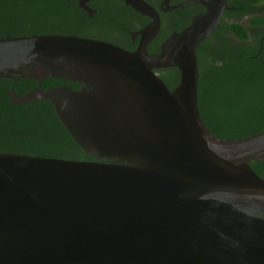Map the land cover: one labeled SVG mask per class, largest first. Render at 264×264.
Wrapping results in <instances>:
<instances>
[{"label": "water", "instance_id": "obj_1", "mask_svg": "<svg viewBox=\"0 0 264 264\" xmlns=\"http://www.w3.org/2000/svg\"><path fill=\"white\" fill-rule=\"evenodd\" d=\"M79 6L91 17L88 3ZM151 19L136 51L68 34L0 38V78L37 81L15 104L49 101L93 161L0 153V264H264V131L224 140L198 105V49L228 0L201 4L156 54L161 29L144 0H123ZM177 68L170 90L156 71ZM46 78L79 85L42 90Z\"/></svg>", "mask_w": 264, "mask_h": 264}, {"label": "trees", "instance_id": "obj_2", "mask_svg": "<svg viewBox=\"0 0 264 264\" xmlns=\"http://www.w3.org/2000/svg\"><path fill=\"white\" fill-rule=\"evenodd\" d=\"M262 1L228 0L233 9L225 12L220 26L197 51L201 117L208 130L224 140L264 131V15L251 17L249 28L229 22L242 10L243 16L254 14L250 9ZM88 6L97 10L91 17L78 0H0V38L68 34L111 42L131 11L123 0H92ZM162 20L157 38L162 43L191 22L181 20L178 11L163 12ZM156 72L170 90L178 85L177 68ZM36 84L29 78L16 82L0 78V153L93 161L67 131L51 102L15 104L8 97L11 88L24 95ZM61 85L79 89L78 84L57 78H46L41 88ZM250 166L264 179V162Z\"/></svg>", "mask_w": 264, "mask_h": 264}, {"label": "flooded vegetation", "instance_id": "obj_3", "mask_svg": "<svg viewBox=\"0 0 264 264\" xmlns=\"http://www.w3.org/2000/svg\"><path fill=\"white\" fill-rule=\"evenodd\" d=\"M144 1H146L147 3L152 5L159 12V15L161 18V29H160V32L158 33L157 37L148 46L149 54H156L160 51L162 42L157 41V38L161 35L162 30H163V20H162V13L163 12L178 11L179 12V18H181V20H183V21H187L188 19L192 20V18L194 16L202 13L205 10L204 7L198 3L188 5L182 9L165 10L167 8V6L165 4L166 0H144ZM186 1H188V0H170L169 5L175 6L177 4H181V3L186 2ZM129 8L131 11L129 12L128 17L126 18L125 24H123L121 26V30L118 33V37H116V38L112 37V39L110 38L109 41H111L110 43H113V44L118 45V46H120V47H122L128 51L133 52V51H136L138 46H139V42H140L139 32L151 23V19L146 17V16H143L142 14H140L138 12H136L131 7H129ZM253 8H255V9L249 8L250 11L257 12L259 10H264V0L262 1V3L254 6ZM90 9L92 11H94V13H95V11H97L92 7ZM249 9H247L248 12H249ZM241 14H243V10L237 14V15H240L242 17L237 16L235 19H240V18L246 17V16H243ZM230 20H233V18ZM201 52L206 53V50L202 49Z\"/></svg>", "mask_w": 264, "mask_h": 264}, {"label": "rangeland", "instance_id": "obj_4", "mask_svg": "<svg viewBox=\"0 0 264 264\" xmlns=\"http://www.w3.org/2000/svg\"><path fill=\"white\" fill-rule=\"evenodd\" d=\"M259 15H264V10H259V11L255 12L254 14H251V15L245 17V18L229 20V22H235V23L241 24V25L244 26V27L249 28V21H250L251 17H254V16L257 17V16H259ZM234 41H235L236 43H239V42H240V40H238V39H236V38H234ZM214 51H215V48H214V46H213L211 52L214 53Z\"/></svg>", "mask_w": 264, "mask_h": 264}]
</instances>
